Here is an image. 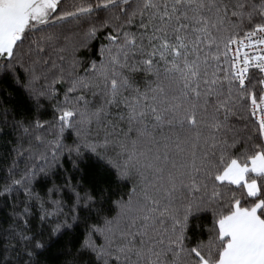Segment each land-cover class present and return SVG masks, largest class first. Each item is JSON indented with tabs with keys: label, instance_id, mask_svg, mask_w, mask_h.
I'll return each instance as SVG.
<instances>
[{
	"label": "snow or ice",
	"instance_id": "6c2138e0",
	"mask_svg": "<svg viewBox=\"0 0 264 264\" xmlns=\"http://www.w3.org/2000/svg\"><path fill=\"white\" fill-rule=\"evenodd\" d=\"M0 264H264V0H0Z\"/></svg>",
	"mask_w": 264,
	"mask_h": 264
}]
</instances>
